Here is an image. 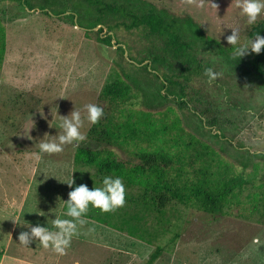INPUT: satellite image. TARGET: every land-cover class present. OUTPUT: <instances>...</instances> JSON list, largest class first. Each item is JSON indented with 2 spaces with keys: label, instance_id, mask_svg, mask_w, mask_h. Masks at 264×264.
I'll list each match as a JSON object with an SVG mask.
<instances>
[{
  "label": "rangeland",
  "instance_id": "374dc122",
  "mask_svg": "<svg viewBox=\"0 0 264 264\" xmlns=\"http://www.w3.org/2000/svg\"><path fill=\"white\" fill-rule=\"evenodd\" d=\"M145 1L157 9L190 15L207 35L225 46H229L225 37L231 34L230 27H238L242 39L250 38L251 25L235 8V0ZM27 3L30 6L20 0H0L5 34L0 64V237H18L28 230L11 219L17 216L21 223L45 225L48 221L50 226L52 219L63 215L71 187L81 183L89 188L101 186L92 167L74 164L76 146H106L118 159L129 163L138 161L136 153L141 148H162L180 158L184 167L180 182L186 188L206 178L222 181L241 176L245 183L217 214L175 201L158 214L139 197V187L124 185V205L108 212L90 205L87 214L106 222L85 217L86 223L79 227L64 255L33 241L26 246L28 249L19 250L24 255L21 262L149 264V254L160 245L162 251L151 264H264V244L259 261L252 253L249 259H242L228 248L226 239V232L234 230V221L252 222L248 227L235 228L243 230L238 238L245 245L253 244V236L264 235V158L245 151L264 154V82L246 70L254 53L249 50L234 59L233 52L226 56L213 45L194 44L202 65L220 75L212 82L204 72L194 75L184 97L186 106L180 108L172 96L162 103L156 100L153 95L160 87L159 81L152 75L139 74L116 50L122 44L127 51L125 61L128 55L139 59L160 40L147 39L139 28L128 30L111 20L110 30L103 24L90 28L94 15L79 0ZM72 13L75 24L69 16ZM101 26L113 35V45L97 40L96 31ZM118 63L126 74L129 70L136 74V87L129 102L111 104L100 98L109 75L120 72L129 80ZM90 103L103 109L102 116L111 114L114 120L133 111L150 110L158 124L171 128L177 116L183 139L176 141L177 130L169 128L170 133L151 144H97L87 135L92 124L85 118L84 105ZM74 108L81 111V131L86 139L78 145H65L61 153L40 154L41 140L58 135L60 115L66 116ZM187 133L210 145L212 153L197 156L195 150L184 149ZM71 173L74 184L70 187L63 181L71 178Z\"/></svg>",
  "mask_w": 264,
  "mask_h": 264
},
{
  "label": "trees",
  "instance_id": "16d2710c",
  "mask_svg": "<svg viewBox=\"0 0 264 264\" xmlns=\"http://www.w3.org/2000/svg\"><path fill=\"white\" fill-rule=\"evenodd\" d=\"M30 6L28 0H20ZM91 8L94 20L90 22V28L98 24L112 29L108 21H113L117 26L122 25L126 29L139 28L143 35L150 40H160L158 45L149 47L144 55L137 59L132 55L124 56L125 48L118 44L116 50L120 52L122 60L134 67L139 74L154 76L160 84L153 96L160 103L172 96L180 108L186 106L185 96L190 81L194 75L202 74L204 68L197 56L196 43L213 45L218 53L229 56L233 52L232 46H225L217 39L207 35L196 20L190 15H177L165 8L157 9L145 0H79ZM65 11L61 10L58 14ZM45 13L50 14L48 10ZM78 14V13H77ZM70 18L74 14L69 15ZM75 24V23H74ZM79 25V22H77ZM89 28V29H90ZM88 29V28H87ZM260 32L264 35V18L257 20L248 30V36L253 37ZM97 40L108 45L112 44L113 35L103 31L99 27L96 31ZM189 38H186V37ZM5 50L4 27L0 22V64ZM144 63V64H143ZM126 80L120 72L110 74L100 93V98L111 104H124L134 97L132 89H135V73L130 70L126 74ZM124 68V69H123ZM248 74L260 78L264 82V49L259 54L254 53L249 65L246 67ZM204 114L201 112V115ZM157 118L150 110H137L125 114L123 118L113 119L111 114L102 116L96 124H92L87 135L97 144L121 145L124 142H143L151 144L161 136L170 133V129L177 130L175 140L183 139V129L179 125L176 116L172 127L166 124H158ZM212 123V121H209ZM170 128V129H169ZM187 140H183L184 149L195 150L197 156L212 153L210 145L201 141L191 133H187ZM245 151L253 157H263L260 152ZM137 162L129 163L118 159L115 152L106 146L91 148L89 146H76L73 154L75 165L92 167L95 176L102 182L105 175L121 177L126 187L137 186L140 188L139 197L144 200L147 207L161 213L170 202L192 204L210 214L222 213L224 206L230 198L236 195V190L245 183L241 176H231L222 181L206 178L200 184L186 188L181 183V175L184 171L183 163L178 156H172L162 148L152 151L139 149L136 153ZM247 165L246 161L242 162ZM257 170V168H255ZM65 210V204L63 206ZM85 217L106 222L104 219L85 214ZM162 251L160 245L149 254L147 262L151 264Z\"/></svg>",
  "mask_w": 264,
  "mask_h": 264
},
{
  "label": "clouds",
  "instance_id": "9594fccd",
  "mask_svg": "<svg viewBox=\"0 0 264 264\" xmlns=\"http://www.w3.org/2000/svg\"><path fill=\"white\" fill-rule=\"evenodd\" d=\"M234 6L241 15L246 17L248 25L256 24L258 18L264 16V0H235ZM230 28L231 34L227 35L225 39L233 48L234 59L248 54L249 50L259 54L264 49V35H261L260 32L245 40L242 39L241 30L238 27ZM204 74L209 82L214 81L220 75L212 67L204 68ZM84 108L86 109L85 118L90 124H96L103 115V109L95 104L84 105ZM60 117L58 125H56L60 130L59 134L49 135L48 138L41 140L38 145L40 154L61 153L65 145H78L86 139L85 134L81 131L82 116L79 109L74 108L68 115H60ZM72 173L71 178L63 181L70 187L74 184ZM64 201L63 215L52 219L50 226L48 221L45 225L39 223L33 225L29 222L21 223L19 216L11 218L15 223L28 229L18 234L19 243L29 246L33 241L39 242V245L44 249H51L59 255H64L70 247L72 238L78 234L79 227L86 223L85 214L88 212L89 206L99 208L104 212L123 206L125 186L121 177L105 175L99 187L89 188L83 183L71 187L68 198Z\"/></svg>",
  "mask_w": 264,
  "mask_h": 264
},
{
  "label": "crops",
  "instance_id": "0c3cea01",
  "mask_svg": "<svg viewBox=\"0 0 264 264\" xmlns=\"http://www.w3.org/2000/svg\"><path fill=\"white\" fill-rule=\"evenodd\" d=\"M224 221V220H223ZM233 228L231 232H226L228 235L226 239L228 240V248L233 250L237 256H241L242 259H249L252 253V256H255L256 259L259 261V254L263 248L264 244V235L262 237L253 236V244L252 245H245L246 243L244 241H240L238 238V234L242 233L244 234L243 230L235 228H241V227H248L252 222L249 221H234ZM249 223V224H246ZM252 225V224H251ZM255 226V224L253 225ZM261 238L263 241H261ZM0 253L2 254V262L0 264H35L30 263L26 260L21 262V258L24 256L21 254L19 250L21 249H28L26 246L22 245L18 241V237H13L12 235H9L8 237H0ZM13 244H19V245H13ZM15 247L13 250L12 248ZM252 247V248H250ZM18 254V255H17Z\"/></svg>",
  "mask_w": 264,
  "mask_h": 264
},
{
  "label": "water",
  "instance_id": "95a60500",
  "mask_svg": "<svg viewBox=\"0 0 264 264\" xmlns=\"http://www.w3.org/2000/svg\"><path fill=\"white\" fill-rule=\"evenodd\" d=\"M78 26V25H77ZM94 28H97V26L96 27H94ZM109 34H111V32L109 31L108 32ZM123 47H124V45H122ZM124 55L126 56L127 55V51H126V49L124 50Z\"/></svg>",
  "mask_w": 264,
  "mask_h": 264
}]
</instances>
